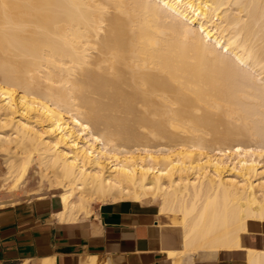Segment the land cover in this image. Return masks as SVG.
I'll return each mask as SVG.
<instances>
[{
	"label": "bare ground",
	"instance_id": "obj_1",
	"mask_svg": "<svg viewBox=\"0 0 264 264\" xmlns=\"http://www.w3.org/2000/svg\"><path fill=\"white\" fill-rule=\"evenodd\" d=\"M12 144L7 179L35 162L63 223L148 204L171 256L264 264V0H0Z\"/></svg>",
	"mask_w": 264,
	"mask_h": 264
},
{
	"label": "crops",
	"instance_id": "obj_2",
	"mask_svg": "<svg viewBox=\"0 0 264 264\" xmlns=\"http://www.w3.org/2000/svg\"><path fill=\"white\" fill-rule=\"evenodd\" d=\"M140 204L93 206L74 223L59 221L52 198L2 205L0 264H245L244 251H221L211 262L171 256L180 245L157 225L155 207ZM242 245L264 249V234L243 235Z\"/></svg>",
	"mask_w": 264,
	"mask_h": 264
},
{
	"label": "rangeland",
	"instance_id": "obj_3",
	"mask_svg": "<svg viewBox=\"0 0 264 264\" xmlns=\"http://www.w3.org/2000/svg\"><path fill=\"white\" fill-rule=\"evenodd\" d=\"M6 146L4 147L6 148ZM4 147H1L0 149V206L15 202L38 200V196L48 195L47 196L48 199L52 198L55 201H57V206L58 208H60V202L58 198L59 193H54L55 196H53V194L49 192L50 189L49 183L45 178L41 177L42 175L41 173H39V169L36 166L35 162L32 164V167L30 168L28 174L20 184L16 183L14 179H7L5 173L6 170L8 169V165L10 162L9 159L13 155L16 156L17 151H15L13 144L12 146L11 145L7 146L6 150H8L9 148L8 152L5 150ZM2 148L4 149V151L2 150ZM21 157L22 156L19 155L15 157L18 163H20L23 160V159L21 160ZM164 180L168 183L169 179L165 178ZM148 200L151 201V199ZM100 204L101 203L95 202L93 203L92 207L98 206Z\"/></svg>",
	"mask_w": 264,
	"mask_h": 264
}]
</instances>
